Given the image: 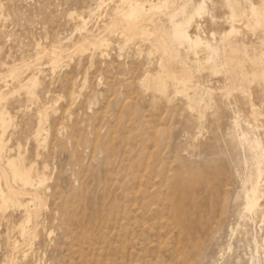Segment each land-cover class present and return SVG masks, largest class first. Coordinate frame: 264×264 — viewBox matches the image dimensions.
Here are the masks:
<instances>
[{
	"label": "rangeland",
	"instance_id": "1",
	"mask_svg": "<svg viewBox=\"0 0 264 264\" xmlns=\"http://www.w3.org/2000/svg\"><path fill=\"white\" fill-rule=\"evenodd\" d=\"M97 1L0 0V105L10 121L0 128V163L19 154L33 179L46 175L28 242L16 228L27 220L25 207L0 213V264H264V208L254 219L240 216L253 159L237 142L242 130L264 148V73L257 72L264 16L257 21L248 10L249 1L264 7V0H237L250 27L234 23L239 39L219 40L212 59L210 48H199L202 67L185 44L162 41L171 7L152 11L143 20L148 32L134 36L132 22L117 20L119 0H104L99 16H87ZM219 1L215 12L223 15ZM71 11L88 17L84 34H105L100 49L68 53L81 38ZM53 42L69 48L54 68L48 53L36 54ZM220 64L226 68L214 71ZM175 68L188 81L179 93L169 76ZM33 74L39 84L23 93L19 81ZM39 109L47 114L41 139Z\"/></svg>",
	"mask_w": 264,
	"mask_h": 264
},
{
	"label": "bare ground",
	"instance_id": "2",
	"mask_svg": "<svg viewBox=\"0 0 264 264\" xmlns=\"http://www.w3.org/2000/svg\"><path fill=\"white\" fill-rule=\"evenodd\" d=\"M119 1H120V4H116L115 5V8H114V11L119 12L118 14L120 16V19L118 18L117 20H119L120 23L126 22L127 24H129L130 22H132L133 27H128L127 28V29H129V31H130L131 34H134V33H137V32H139V34H140V32L143 33V32H146L148 30L147 29L148 26H147V24L145 22H143V20L147 19L152 14V11L157 10L159 7H161V8L162 7H165V8L166 7L167 8L168 7H171L172 10H170L167 13V16H168V19H169L168 21L170 22V24H168V25H170V29H169V31H167V33L165 35L162 36V41L165 40V39H168L171 42L185 44L188 47L189 51L192 52V54H190V55L192 56L193 60L196 61L199 64V65H197V64H195V65H197L199 67H202L203 66V65H201V63H200L201 61L199 60V58L197 56V52L200 51V50H198L199 48L203 47L204 50L210 48L212 55L209 58L212 59L215 56H217V53L220 51V47H218L219 46L218 45L219 44L218 43L219 40L225 38L226 36L230 37L229 35H233V34H235V35L238 34L239 35L240 28L234 26V23H239V24L244 23V27H246V28H249L250 25H251L250 22H249L250 16L248 17L247 10L240 8L238 6V3L239 2L237 0H222V2L219 1V3L221 2L220 3L221 6H219L220 9L222 8L223 10H225V12H224L223 15H217L216 14L215 8H214V2H215V0H157L156 2H154L153 0H119ZM249 2H250L249 9L248 8L247 9L251 13V15H254V17L257 19V21H260L261 20V17L264 16V7L261 4H259V3L257 5L254 2H251V1H249ZM176 4H177V7H175ZM103 6H104V0H98L95 3V5H93V7H88V9L85 11L87 13L86 15L89 16V17L90 16H94V15L95 16L96 15L99 16L102 13V12L100 13V10L102 9ZM105 10H107V9H105ZM110 15H112V14L110 13ZM68 16H69L70 19L71 18L76 19V22H75V32L77 31L78 34L81 36L80 40H78V41L75 40L76 42L74 41L75 44L73 45L74 47L71 48L72 50L69 51L68 50L69 48L63 49V47H62L61 44L54 45V44H56V42L55 43L53 42V44H52L53 47L52 46H51V48L49 47L50 50L47 49L49 51H47V50L45 51L46 47H45V49L38 48V50H37L38 52L36 53V54L41 53V52H43V53L46 52L45 54L48 53V55H49V61H50V64L52 65L53 68L56 66V64L59 61H61V59H63V57H64V55L66 53L65 52L66 50L69 51L68 53L73 54V52H75V51H84L85 49H87L89 47H92L95 50L98 49V48L100 49L101 46H103V43L105 42V40L107 39V38H105V34L100 35L99 32L97 34H93L92 36L89 33L88 34H84V33H86V31L88 29L87 26H88V20L89 19H88V17L86 18L82 14V12L81 13H77L75 11H71ZM110 18H109V20H110ZM112 18H111V20H112ZM220 21L221 22H224V24L227 27H225V28H219L218 27V23ZM108 22H111V21H108ZM105 24H104V26H105ZM154 24H155V22H154ZM257 24H259V22ZM95 25H97V24H95ZM107 25L105 27L108 29ZM260 25H261V23H260ZM155 27H156V25H155ZM157 27H158V25H157ZM153 28H152V30H153ZM103 29H105V28H103ZM103 29L102 28L101 29H97V31L98 30H103ZM122 29H120V31ZM72 30H74V29H72ZM89 30L94 31L95 29L93 30V29H90L89 28ZM108 30H110V29H108ZM152 32H150L149 34H151ZM123 34H125V33L123 32ZM149 34H146V36L149 35ZM153 34H155V33H152V35ZM71 35L72 34H70V36ZM134 36H135V34H134ZM128 37H127V39H128ZM235 37H237V35ZM147 38H149V37H147ZM64 39H66V37ZM232 39H233V37H232ZM63 42H64V40H63ZM155 42H156L155 45H157V41H155ZM60 43H61V41H60ZM230 44H231V42H230ZM240 44H241V42H240ZM68 47H70V46H68ZM157 48H159V47H157ZM224 48L226 50V47H224ZM168 49L169 48L167 47V50ZM222 49H223V47H222ZM201 50H202V48H201ZM205 52L208 53L207 50ZM75 53H77V52H75ZM223 54H225V53H223ZM207 55L209 56V54H207ZM226 55L227 54H225V56ZM238 55H240V54H238ZM244 55H246V54H244ZM244 55H241V56H244ZM191 56L188 57V58H191ZM221 56L223 57V55H221ZM200 57H201V55H200ZM169 58H170V56H169ZM228 58H230V57L228 56L226 59H224V61L225 60H228ZM245 60H243V61H245ZM176 62H178V61H176ZM217 62H219V61H217ZM217 62H216V64H217ZM225 62H227V61H225ZM192 63H193V61H192ZM205 63H208V62L206 61ZM243 63H245V62H243ZM31 64H29V65H31ZM227 64H228V62H227ZM163 65H164V63H163ZM220 65H219V68L214 69V71L216 70L217 72H220L224 68H226V66L223 67L222 65L221 66ZM241 66H242V64H241ZM252 66L253 65H251L250 67H252ZM27 67H28V65H27ZM167 67H168V65H167ZM158 68H160V67H158ZM256 68H258V67H256ZM12 69H13V67H12ZM18 69H20V68H18ZM172 69H171V71L169 73L170 74L169 76H173V78L175 79L176 82L174 81L175 84L173 83V85H175V92L176 93H179L182 90H184L186 86H188L187 85V82L188 81H186L187 79L185 77V74H184L183 70H177L176 68H175L176 70H172ZM197 69H198V67H197ZM15 70H17V69H15ZM21 71L24 72L22 69H21ZM208 71H211V70L208 69ZM257 72L259 74H261L260 76H262V74L264 73V68L257 69ZM15 75L17 76V74H15ZM5 76H7V75H5ZM10 76L13 77L14 75H11L10 74ZM0 77H1V75H0ZM146 77H147V75H146ZM223 77H224V75H223ZM142 78H143V75H142ZM165 78H167V77H165ZM12 80H13V78H12ZM225 81H226V79H225ZM142 82H143V80H142ZM154 82L156 83L155 80H154ZM38 84H39V79H38L37 76H35L33 74V75L27 77V79L25 81L24 80L19 81L18 88H20V89L21 88H24L25 91L27 89L28 92H29V90L31 91L33 89H36V86ZM226 84H228V83H226ZM163 85H164V83H163ZM199 85H201V84H199ZM141 86H143V85H141ZM160 88H163V86H161ZM22 92H23V90H22ZM12 93H10V94H12ZM2 95H3V92L0 91V96H2ZM26 96H28V95H26ZM203 96H201V97H203ZM50 107H53V106H50ZM43 109L42 110L39 109L40 111L37 113L38 114L37 115L38 116V121H37L36 134H35V136L37 138L42 134L43 131L46 130L45 121L47 120V114L45 115V111L46 110L44 111ZM253 113L255 114L254 111H253ZM6 114H7V111H5V109L0 105V128H2V131L4 130L5 126L10 122V121H8V119L6 117ZM238 119H239V113L237 114V116L235 117V119L233 121L235 127L236 126L237 127L239 126V120ZM240 128H237V129H240ZM240 132H241L240 133V136H239L238 140L237 139L236 140H237V142H238V144L240 146H242L245 150H247L250 153L249 155H251V157L253 159L252 166H250L251 165V162H250V165L248 166V167H250V169L246 170V174L244 176L245 178H243L242 184H241V186H242L241 197H242V202H243V206H242L243 208H242V212H241L242 214L240 216L244 217V216L250 215L251 216L250 218L254 219L255 216L260 213V209L261 208H264V148L262 146V141H261V139H259V137L254 136V138H250V137H248V135H247L246 132H244L242 130ZM237 135H239V134L237 133ZM2 136L3 135L0 134V152H2L1 149L3 148ZM6 158L7 159L5 161V164L0 163V213H4L6 211V209L9 208V207H16V208L19 207V206H24L25 207V209H23V210L26 211V216H27L26 218H27V220L26 221H23L22 220L21 223L16 228L18 229V232H19V234H20V236L22 238L21 240L23 242H28V241H26L27 238L29 236H31V235H34L35 234V229H36L35 227H32V225L30 223L36 219L35 217L38 214L37 213L38 212V206L37 205H41V198L39 196L40 194L38 195L37 188H39V186L41 185V183H43V180L45 179V176L46 175H45V173L37 174L36 175L37 178L36 179H33V175H32L31 168H27L24 165H22V162H20V156H19V154L17 156H15V157L9 155ZM244 162H246V159H245ZM245 167L247 168V166H245ZM29 186H32V188H33L32 190L30 189L31 191H29V188H28ZM26 193H27V196L29 194L30 197L29 196L28 197H29L30 200L29 201L26 200L27 202L25 201V203H24V202H22L21 199H19V195L20 194H25L26 195ZM39 210H40V208H39ZM262 214H264V213H262ZM262 214L260 213V216ZM263 217H264V215H263ZM260 220H262V219H260ZM33 226H37V225H33ZM263 235H264V233H263ZM30 239L31 238L29 237L28 240H30ZM256 240H258V239H256ZM15 243L16 244H14V246L16 245V247H17L18 241H15ZM261 244L262 243H260V245ZM255 246H256L255 247L256 252L255 251L254 252L257 253V254H259V248H258L259 245L257 246V241H255ZM12 248H14V247H12ZM263 253H264V245H263ZM13 259H15L14 256H13ZM10 264H12V263H10Z\"/></svg>",
	"mask_w": 264,
	"mask_h": 264
}]
</instances>
